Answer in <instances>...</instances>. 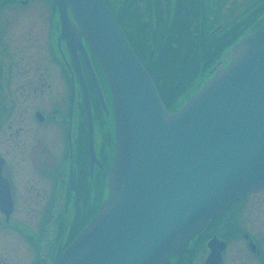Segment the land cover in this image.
I'll use <instances>...</instances> for the list:
<instances>
[{
	"label": "flooded vegetation",
	"instance_id": "af4514ba",
	"mask_svg": "<svg viewBox=\"0 0 264 264\" xmlns=\"http://www.w3.org/2000/svg\"><path fill=\"white\" fill-rule=\"evenodd\" d=\"M124 1L111 4L122 27L137 30L130 40L160 44L168 58L169 47L185 40L186 11L201 31L228 34L225 43L244 32H227L226 24L249 6L248 0ZM47 2L0 0V264H54L106 195L109 116L91 97L89 125L72 55L59 41L54 0ZM260 6L250 11L264 14ZM186 52L194 51L184 45L180 55ZM162 264H264V187L215 214Z\"/></svg>",
	"mask_w": 264,
	"mask_h": 264
},
{
	"label": "water",
	"instance_id": "95a60500",
	"mask_svg": "<svg viewBox=\"0 0 264 264\" xmlns=\"http://www.w3.org/2000/svg\"><path fill=\"white\" fill-rule=\"evenodd\" d=\"M56 6L87 117L79 56L105 103L83 41L106 78L116 129L106 196L55 264H161L237 197L264 187V22L168 112L105 0Z\"/></svg>",
	"mask_w": 264,
	"mask_h": 264
},
{
	"label": "rangeland",
	"instance_id": "374dc122",
	"mask_svg": "<svg viewBox=\"0 0 264 264\" xmlns=\"http://www.w3.org/2000/svg\"><path fill=\"white\" fill-rule=\"evenodd\" d=\"M41 1H44V3H45V1L50 2V0H41ZM122 1H123L122 3L125 2L124 0H122ZM48 2H47V4H48ZM248 4H249V6L245 7L243 10H241V11H239L237 13H234V16L232 17V19L226 24L227 27H228L227 28V32H231V31L237 30L239 28H244V31L247 32V30L251 29L252 27H254L257 24L256 22L259 20L258 17H259L260 14L258 13V15H256L255 12H252L250 10L255 9L256 7L260 6V4H261L260 7H264V0H248ZM235 5H236V3H235ZM261 16L262 15H260V18H261ZM193 19H194V13H193V11H186V13H185V19H184V22L183 23H184V25L186 27V36L187 37H188V34H190L189 37H192L193 35H191V33H193V34L195 33V28H194L195 25L192 22ZM222 32H220L222 34L221 36H220V34H216V35H214L213 39H210V40H208L206 42L204 41L206 43V45H209L208 46V49L210 47L214 46L216 44V41L217 40H221L224 36L228 35V34H223ZM188 41H190V42H186L185 43L184 40H182L180 45H178V46H170L169 47V49L171 50V53H174V56L171 58V62L172 63L175 62V60H176L175 57H177V56H180L181 57L180 52H181L182 46H184V45L187 46L188 49H189V51H192V50L195 49V46H194L193 42L191 41V39H189ZM189 43H191V44L189 45ZM158 49H161V48L158 47ZM165 54H167V50H163V52L161 50V56H162V59H163V67L164 66L167 67L166 63H168L167 62L168 56H165ZM195 55H196V53L194 54V56L191 59L184 60V61H186V62L187 61L188 62L192 61L193 58H195ZM181 59L183 60V58H181ZM154 61H153L152 65H151V67L153 65L154 66L156 65V64H154ZM195 67H196V63H195ZM186 68L187 67L184 66V65H176L173 68V70L170 69L169 73H170V76L172 78V82L177 83L181 79H184V77H185L184 74H185V72H187ZM164 72H165V70H164ZM190 72H188V73H190ZM160 76H162V77H164V78L167 79V77L165 76V73L160 74ZM168 81L170 82L169 79H168ZM170 84H171V82H170ZM165 88L168 89L167 86ZM168 90L166 91V99H167V97L169 98V96L171 95V91L170 90L168 91ZM91 92L94 95L93 96V100L95 102V107H96L98 113H100L101 110H100L99 105H98V100L96 98V95L93 92L92 87H91ZM80 217H81V213L74 215V219H75V222L76 223L78 222V220L80 219Z\"/></svg>",
	"mask_w": 264,
	"mask_h": 264
},
{
	"label": "trees",
	"instance_id": "16d2710c",
	"mask_svg": "<svg viewBox=\"0 0 264 264\" xmlns=\"http://www.w3.org/2000/svg\"><path fill=\"white\" fill-rule=\"evenodd\" d=\"M191 35H193V36L189 37L190 34H188V37L186 36V27H185V39L193 40L195 47L199 48V44H200L201 48L203 49V51L204 52H208V50H209L208 46L209 45H206V43H205L206 41H208V39L205 37L204 34H200V36L198 35V26L197 25H195V33L194 34L191 33ZM141 54L144 55L142 57V59L146 62L147 66L149 67V70L151 71L153 78L158 83L163 82L162 84H158V88H159L160 94L162 96V99H163L165 105L167 106L168 109H171L173 107V103H174V100H175V97H176L174 95L178 91H181V87H179L178 85L175 86L174 82H173V84L168 85L167 80L171 79V77H169V75H168V68L166 69L165 66L163 67L162 60H155L154 58H149V45L148 44L143 46ZM188 59H191V58H187L186 60H188ZM153 61H154V64H156V65L155 66L153 65L151 67ZM185 63L189 65V69H191V70L196 69V71H199L201 69V65L203 63V59L201 58V56L196 55V57L193 58L192 61H190V62H188V61L186 62L185 61ZM195 63H196V67H195ZM164 70H165V72H164ZM163 73H165V76L167 77V79L162 77V76H160V74H163ZM193 73L194 72H190V73L185 72V74H184L185 77H184V79H182V81H183V84H186V87L188 86V84L190 83L191 79L193 78ZM166 86L171 91V95L169 96V98L167 97L168 100L166 99V91L168 90V89L165 88Z\"/></svg>",
	"mask_w": 264,
	"mask_h": 264
}]
</instances>
